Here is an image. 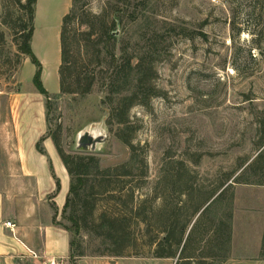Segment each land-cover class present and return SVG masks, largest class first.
I'll use <instances>...</instances> for the list:
<instances>
[{"label": "rangeland", "instance_id": "1", "mask_svg": "<svg viewBox=\"0 0 264 264\" xmlns=\"http://www.w3.org/2000/svg\"><path fill=\"white\" fill-rule=\"evenodd\" d=\"M76 1L78 11L85 13L83 22L98 25L97 33L100 23L93 17L102 18L107 27L116 20L115 40L110 43L116 57L125 53L139 58L147 71L143 85L149 102L134 106L128 113L127 130L147 165L141 198L148 197L157 209L167 182L185 174L178 163L183 161L189 170L185 174L189 186L200 199L217 191L225 181L231 184L214 202L205 222L225 217L232 211L234 188L238 186L232 181L264 151L258 147L259 121L264 119V0ZM25 2L0 0V163L7 166L4 179L11 173L8 165L15 164L10 116L36 117L46 104L32 83L36 68L18 47L26 25L19 3ZM37 8L32 48L44 65L41 81L50 98V110H45L48 135L56 136L67 154L95 156L100 170L128 163L130 151L117 137L122 127L115 122L108 124L116 101L110 104L103 87V81L110 84L119 69L110 66L99 74L95 61L85 59L84 52L74 53L75 72L87 67L101 79L87 96L60 94V27L72 0H39ZM82 30H87L85 25ZM101 128L107 139L96 152L76 150L79 134ZM48 161L55 184L53 195L65 197L62 171L50 158ZM259 177L264 178V159L243 179L252 184ZM1 182L4 186L0 191L6 192L8 181ZM100 200L98 213L108 206ZM170 200L174 207L175 196ZM76 207L80 210V200ZM57 222L70 226L62 219V212ZM141 230L144 232L143 226ZM77 240L85 253L83 258H91L93 264H174L171 259H155L154 249L142 242L117 258L100 256L105 247L90 233L81 231Z\"/></svg>", "mask_w": 264, "mask_h": 264}, {"label": "trees", "instance_id": "2", "mask_svg": "<svg viewBox=\"0 0 264 264\" xmlns=\"http://www.w3.org/2000/svg\"><path fill=\"white\" fill-rule=\"evenodd\" d=\"M36 2L37 0H26L24 4L19 3L26 15V25L24 33L19 35L18 47L20 53L30 59L36 68L32 83L37 92L46 99L45 110L48 113L50 98L41 81L42 65L31 48ZM76 5L77 1L72 0V8L62 18L60 27L59 92L63 95L84 97L92 92L95 83L101 79L98 78V73L88 72L87 67L75 72L74 53L84 52L85 59H91L90 63L95 61L99 74L105 73L110 66L119 69L114 80H109L110 84L106 85L103 81V87L110 104L116 101V106L109 114L108 124L115 122L122 127L117 137L129 149L130 160L126 164L100 170L99 160L95 156L67 154L61 148L57 137L48 135L54 142L70 180L62 210V219L67 220L70 226L57 222V212L53 218L54 225L64 228L71 235L69 264H76L77 260L85 256L77 240L81 231L90 233L102 241L105 247L100 253L102 257H124L126 251L142 242L154 249L155 259L177 260L176 264H222L230 249L232 213L226 214L217 222L212 218L205 221L214 202L231 184L227 185L225 181L218 186L217 191L209 192L200 199V196L194 193L193 187L189 186L188 177L185 175L189 174L186 163L180 161L178 163L185 174L180 173L175 181L167 182V194H163L162 204L157 209L151 206L148 197L141 198L140 191L147 181V165L145 159L138 154V146L128 138L127 130L130 123L128 113L134 106H145L149 102V92L143 85L147 71L141 67L139 58L125 53L116 57L110 46L111 41L115 40L116 20L107 27L102 25V18L93 17L100 23V32L97 33L98 25L84 23L81 17L85 13L78 11ZM84 25L87 30H82ZM259 136L258 147L261 150L264 147V119L259 121ZM42 141L41 139L37 143L36 149L44 154ZM263 159L264 151L232 182L237 185L264 186V178L259 177L257 182L252 184L243 179V176L251 173L254 165ZM232 177L233 175L229 180ZM222 189L216 197V193ZM173 196L176 204L174 207L170 200ZM100 199L107 201L108 206L98 213V201H102ZM78 200L80 210H76ZM141 226L144 227V232Z\"/></svg>", "mask_w": 264, "mask_h": 264}, {"label": "crops", "instance_id": "3", "mask_svg": "<svg viewBox=\"0 0 264 264\" xmlns=\"http://www.w3.org/2000/svg\"><path fill=\"white\" fill-rule=\"evenodd\" d=\"M38 2L35 6V20ZM60 63L61 60L58 70ZM9 122L14 134L15 164L8 165L11 173L4 179L6 177L3 172L7 166L0 163V187L4 186L1 182L4 180L8 181L9 186L6 192L0 191V264H48L51 261L68 264L71 235L64 228L54 225L53 218L56 212L57 219L60 217L70 180L54 142L48 136L45 107L42 106L40 115L36 117L13 114ZM41 139L44 154L36 149ZM49 158L62 171V180L66 181L65 197L53 195L55 184L49 173ZM231 213L230 249L222 264H264V187L235 186ZM7 222L15 227H5ZM91 261V258H82L76 264H93Z\"/></svg>", "mask_w": 264, "mask_h": 264}, {"label": "water", "instance_id": "4", "mask_svg": "<svg viewBox=\"0 0 264 264\" xmlns=\"http://www.w3.org/2000/svg\"><path fill=\"white\" fill-rule=\"evenodd\" d=\"M107 139L106 132L103 128L99 131L92 130L79 134L76 143V150L79 152H96L98 146ZM177 260H175L176 264Z\"/></svg>", "mask_w": 264, "mask_h": 264}, {"label": "built area", "instance_id": "5", "mask_svg": "<svg viewBox=\"0 0 264 264\" xmlns=\"http://www.w3.org/2000/svg\"><path fill=\"white\" fill-rule=\"evenodd\" d=\"M5 227H7L9 229H13L15 227V225L7 222V223H5ZM33 256L35 257V255H33ZM48 264H58V263H56L55 261H51Z\"/></svg>", "mask_w": 264, "mask_h": 264}]
</instances>
